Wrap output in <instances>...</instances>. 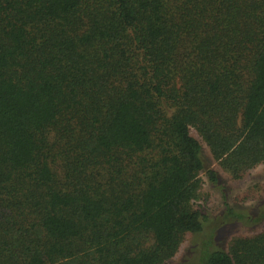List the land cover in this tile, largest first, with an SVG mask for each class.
<instances>
[{
  "label": "trees",
  "instance_id": "1",
  "mask_svg": "<svg viewBox=\"0 0 264 264\" xmlns=\"http://www.w3.org/2000/svg\"><path fill=\"white\" fill-rule=\"evenodd\" d=\"M212 163L264 164V0H0V264H166Z\"/></svg>",
  "mask_w": 264,
  "mask_h": 264
},
{
  "label": "rangeland",
  "instance_id": "2",
  "mask_svg": "<svg viewBox=\"0 0 264 264\" xmlns=\"http://www.w3.org/2000/svg\"><path fill=\"white\" fill-rule=\"evenodd\" d=\"M190 134L199 140L193 129H190ZM203 149L206 154L204 145ZM150 154L141 157L150 159L154 152ZM212 166L225 181L229 209L224 207L220 193L201 176L202 190L195 208L207 214L209 222L201 235H185L177 254L166 264H198L206 250L227 252L236 239H250L264 234V218H261L264 215V164L248 171L237 181L224 174L215 163ZM57 171L59 173V167ZM227 210L241 216V219L236 220Z\"/></svg>",
  "mask_w": 264,
  "mask_h": 264
}]
</instances>
